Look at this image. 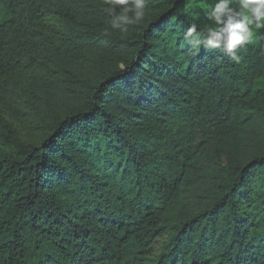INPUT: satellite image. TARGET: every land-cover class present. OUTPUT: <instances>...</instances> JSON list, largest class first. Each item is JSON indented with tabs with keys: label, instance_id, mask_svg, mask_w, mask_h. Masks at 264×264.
Wrapping results in <instances>:
<instances>
[{
	"label": "trees",
	"instance_id": "trees-1",
	"mask_svg": "<svg viewBox=\"0 0 264 264\" xmlns=\"http://www.w3.org/2000/svg\"><path fill=\"white\" fill-rule=\"evenodd\" d=\"M0 0V264H264V28L194 50L188 0Z\"/></svg>",
	"mask_w": 264,
	"mask_h": 264
},
{
	"label": "clouds",
	"instance_id": "clouds-1",
	"mask_svg": "<svg viewBox=\"0 0 264 264\" xmlns=\"http://www.w3.org/2000/svg\"><path fill=\"white\" fill-rule=\"evenodd\" d=\"M148 0H104L103 11L111 18L112 29L127 33L129 26L142 23L146 16ZM233 5H236L235 7ZM206 24L198 31L191 24L184 39L194 50L219 49L232 61L239 62L236 54L252 41L253 26L264 28V0H212L208 6Z\"/></svg>",
	"mask_w": 264,
	"mask_h": 264
},
{
	"label": "rangeland",
	"instance_id": "rangeland-1",
	"mask_svg": "<svg viewBox=\"0 0 264 264\" xmlns=\"http://www.w3.org/2000/svg\"><path fill=\"white\" fill-rule=\"evenodd\" d=\"M211 3L212 0H188L185 12L200 19L204 24H210L211 22L206 19V13ZM22 103L19 96L11 92H0V120L14 125L22 140L27 141L36 137L35 129L40 116L23 113L26 107Z\"/></svg>",
	"mask_w": 264,
	"mask_h": 264
}]
</instances>
